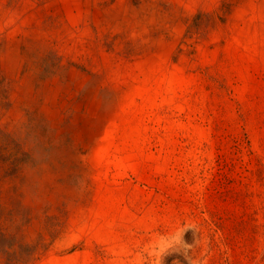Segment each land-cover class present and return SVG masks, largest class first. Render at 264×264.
Wrapping results in <instances>:
<instances>
[{"label": "rangeland", "instance_id": "obj_1", "mask_svg": "<svg viewBox=\"0 0 264 264\" xmlns=\"http://www.w3.org/2000/svg\"><path fill=\"white\" fill-rule=\"evenodd\" d=\"M12 236L29 264H264V0H0Z\"/></svg>", "mask_w": 264, "mask_h": 264}, {"label": "trees", "instance_id": "obj_2", "mask_svg": "<svg viewBox=\"0 0 264 264\" xmlns=\"http://www.w3.org/2000/svg\"><path fill=\"white\" fill-rule=\"evenodd\" d=\"M8 241V246L5 244ZM11 241V242H10ZM14 237L12 236L9 239L4 240V242H1L0 240V251L5 252L6 254L9 255V259L5 262V264H29L33 258H34V249L33 248H28L27 246H23V252L19 255H17L16 252H9L8 249L12 247Z\"/></svg>", "mask_w": 264, "mask_h": 264}]
</instances>
